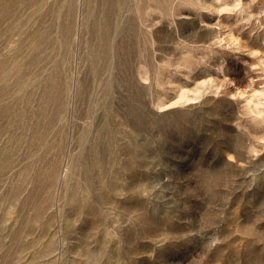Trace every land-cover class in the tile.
<instances>
[{
    "label": "rangeland",
    "instance_id": "374dc122",
    "mask_svg": "<svg viewBox=\"0 0 264 264\" xmlns=\"http://www.w3.org/2000/svg\"><path fill=\"white\" fill-rule=\"evenodd\" d=\"M0 264H264V0H0Z\"/></svg>",
    "mask_w": 264,
    "mask_h": 264
}]
</instances>
